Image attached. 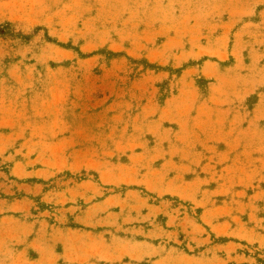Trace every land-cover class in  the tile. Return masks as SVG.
I'll use <instances>...</instances> for the list:
<instances>
[{"label":"rangeland","instance_id":"1","mask_svg":"<svg viewBox=\"0 0 264 264\" xmlns=\"http://www.w3.org/2000/svg\"><path fill=\"white\" fill-rule=\"evenodd\" d=\"M0 264H264V0H0Z\"/></svg>","mask_w":264,"mask_h":264}]
</instances>
